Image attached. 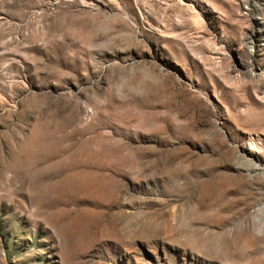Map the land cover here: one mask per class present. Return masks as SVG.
<instances>
[{
  "label": "rangeland",
  "instance_id": "rangeland-1",
  "mask_svg": "<svg viewBox=\"0 0 264 264\" xmlns=\"http://www.w3.org/2000/svg\"><path fill=\"white\" fill-rule=\"evenodd\" d=\"M0 264H264V0H0Z\"/></svg>",
  "mask_w": 264,
  "mask_h": 264
}]
</instances>
